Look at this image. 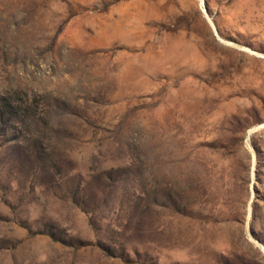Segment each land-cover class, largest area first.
Masks as SVG:
<instances>
[{
  "label": "rangeland",
  "instance_id": "rangeland-1",
  "mask_svg": "<svg viewBox=\"0 0 264 264\" xmlns=\"http://www.w3.org/2000/svg\"><path fill=\"white\" fill-rule=\"evenodd\" d=\"M0 264H264V0H0Z\"/></svg>",
  "mask_w": 264,
  "mask_h": 264
}]
</instances>
